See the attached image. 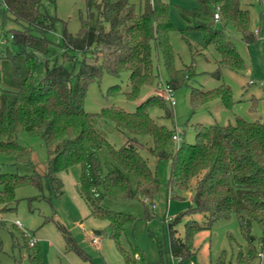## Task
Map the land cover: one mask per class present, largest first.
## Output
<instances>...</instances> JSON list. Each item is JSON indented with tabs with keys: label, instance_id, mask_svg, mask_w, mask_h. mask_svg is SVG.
<instances>
[{
	"label": "trees",
	"instance_id": "trees-1",
	"mask_svg": "<svg viewBox=\"0 0 264 264\" xmlns=\"http://www.w3.org/2000/svg\"><path fill=\"white\" fill-rule=\"evenodd\" d=\"M252 1L196 0L197 8L182 11L186 19L197 22L189 28L203 34L205 48L214 47L220 56L218 68L213 72L218 79L222 77V68L237 73L246 69L244 59L224 30L232 26L247 45L257 42V35L250 28L248 6ZM259 1L264 5V0ZM1 4L23 28L10 31L15 50L0 45V156L12 158L17 167L29 165L32 151L18 142L21 134H28L44 141L48 159L44 176L36 171L30 175L0 171V212L15 208L17 189L33 186L42 190L44 178L54 194L61 196L64 191L59 174L80 166L76 188L79 197L91 216L108 221L110 237L118 239L125 224L155 217L153 201L160 181L149 157L140 151L143 143L138 140L148 137L152 142L150 157L155 162L170 161L167 188L176 192L174 198L179 199L180 192L194 193V205L168 223L171 257L178 264L190 261L196 254L193 241L199 232L236 216L249 246L247 254L240 252L238 263L251 264L256 255L255 224L261 229L259 241L264 246L263 122L237 116L234 125L199 123L195 126L193 144L184 140L175 151H169L168 144L175 131L159 124L150 114L151 109L158 108L164 118L173 120V106L164 97L151 96L134 112L117 106L103 108L99 113L85 109L90 84L100 82L104 74L119 79L128 73L130 90L122 94L127 100L136 101L145 87L158 80L157 51L163 53L170 76L166 84L174 91L194 77V65L176 68L170 34L178 29L170 16L169 4L165 0H140L139 5L134 0H84L76 33L70 32L68 22L51 13L50 7L57 8L58 0H1ZM59 23L62 31L57 46L63 49L64 61L50 66L46 56L56 43L49 36L57 32ZM189 46L196 56L193 46L190 43ZM108 93L119 96V85L110 87ZM217 98L227 109L231 110L235 104L231 88L224 83L213 90H194L191 101L193 108H198ZM94 118L113 122L119 132L127 135L125 143L115 147L95 127ZM101 149L107 151L110 159L107 173L98 157ZM134 200L143 209L142 217L108 207L109 202ZM188 214H201L206 220L189 221L185 237H181L176 226ZM3 225L0 223V227ZM58 228L64 234L68 250L90 260L65 226ZM22 235L30 264H45L39 242L32 246L31 239L24 232ZM119 249L124 264L144 260L136 251L131 254L122 247ZM223 259L218 264H226Z\"/></svg>",
	"mask_w": 264,
	"mask_h": 264
},
{
	"label": "rangeland",
	"instance_id": "rangeland-1",
	"mask_svg": "<svg viewBox=\"0 0 264 264\" xmlns=\"http://www.w3.org/2000/svg\"><path fill=\"white\" fill-rule=\"evenodd\" d=\"M165 1L170 6V16L178 29L170 34V42L176 55V68L180 70L190 65L195 67L194 77L174 91L176 104L172 107L173 120L164 118L163 111L158 108L150 110L151 117L159 124L174 130V135L180 137L179 141L172 139L169 142L168 150L175 151L184 140L193 144L196 139L195 126L199 123L234 125L237 116L250 122L264 123V5L259 0H253L248 6L251 14L250 28L258 38L255 44L247 45L241 34L232 26L225 28V34L233 41L244 59L246 69L237 73L222 68V77L218 79L213 76V72L218 68L217 61L220 56L214 47L205 48L202 33L189 28L195 27L197 22L192 18L186 19L182 14L183 10L193 11L197 8L196 0ZM134 2L137 5L140 4V0H134ZM83 6L84 0H58L57 8L50 7V11L57 14L60 20L68 22L70 32L76 33L80 28L79 11ZM22 28L23 25L17 22L9 12H6L0 0V45L2 48L15 50L10 31ZM61 31L62 24L59 23L57 32L49 36L56 43L46 56L50 66L64 61L63 49L57 46ZM189 43L193 46L196 56L192 55ZM155 61L159 74L158 80L152 86L145 87L136 101L131 102L122 94L130 90L128 73L123 74L119 79L104 74L100 82L90 84L85 97V109L90 113H99L103 108L117 106L134 112L138 105L149 97L154 95L163 97L164 85L170 76L161 51L156 52ZM223 83L229 86L233 93L235 104L231 110L227 109L219 98L201 107L193 108L191 98L194 90H213ZM114 85H119L121 91V94L116 97L108 93L109 88ZM93 121L99 132L115 147L119 148L125 143L127 135L119 132L113 122L101 118H94ZM183 132H185L184 137ZM138 140L143 143L140 151L149 157L160 181L159 192L153 201L155 205L153 219H140L135 223H127L118 239L110 237L111 229L108 221L91 216L86 203L79 197L76 188L79 184L81 168L74 166L59 174L64 191L61 196L54 194L45 178L42 190L33 186L16 190L18 202L15 208L12 211L0 212V223L4 224L0 227V244H2L0 264H30L22 232L26 234L28 240L32 237L38 240L45 264H124L120 247L131 254L136 251L139 255H143L144 260L139 264H178L177 260L170 255L168 223L194 205V193L192 190L180 192L179 199H175L176 192L167 188L170 178V161L155 162L148 151L152 147L150 138L139 137ZM18 142L31 149L30 164L17 167L13 164L12 158L0 156V171L20 175H30L36 171L44 176L47 173L48 159L44 141L39 136L21 134ZM98 157L103 164L104 173H107L110 168L107 151L101 149L98 151ZM108 207L142 217L143 209L135 200L123 203L109 202ZM47 219L48 222H46ZM191 220L202 223L206 217L201 214L185 215L182 222L176 226L179 236L185 237V225ZM16 221H20L22 226H16ZM59 225L65 226L79 247L90 256V260H84L74 251L68 250L64 234L58 228ZM253 235L256 238L254 243L256 255L251 264H263L264 246L259 241L261 229L256 224L253 228ZM95 237L99 239L98 243H93ZM193 243L196 254L190 261L182 264L191 262L218 264L223 256L226 264H239L240 252L247 254L249 248L248 242L241 234L236 216H232L229 220L218 221L211 230L199 232L194 237ZM136 259H140L138 255Z\"/></svg>",
	"mask_w": 264,
	"mask_h": 264
},
{
	"label": "built area",
	"instance_id": "built-area-1",
	"mask_svg": "<svg viewBox=\"0 0 264 264\" xmlns=\"http://www.w3.org/2000/svg\"><path fill=\"white\" fill-rule=\"evenodd\" d=\"M215 19L218 21L220 20V12L217 11L215 13ZM256 33H258V30H256ZM163 97L165 99V101L170 104L171 106H175L176 104V101H175V98H174V90L167 84L164 85V94H163ZM173 139L174 140H180V137L179 135H174L173 136ZM155 206V205H154ZM16 226H19L21 227L22 224L20 221H16L15 223ZM38 242V240L34 237L31 238L30 240V244L33 246L34 244H36ZM99 242V239L97 237L93 238V243H98ZM190 264H194L193 262H191ZM264 264V263H263Z\"/></svg>",
	"mask_w": 264,
	"mask_h": 264
}]
</instances>
